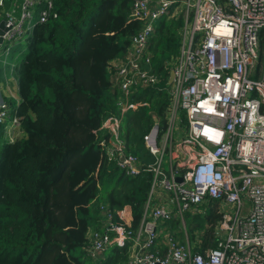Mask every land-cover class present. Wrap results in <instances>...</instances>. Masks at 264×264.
I'll return each mask as SVG.
<instances>
[{"label": "trees", "instance_id": "obj_1", "mask_svg": "<svg viewBox=\"0 0 264 264\" xmlns=\"http://www.w3.org/2000/svg\"><path fill=\"white\" fill-rule=\"evenodd\" d=\"M132 0H52L54 18L37 22L23 39L12 71L19 97L9 117L21 135L11 141L0 127V264H127L130 242L91 258L86 231L99 227V206L136 230L151 174L125 175L99 145L104 120L117 101L138 103L120 118L126 153L151 160L142 136L153 124L166 129V78L178 55L183 17H160L147 40L150 68L159 81L126 96L114 85L109 62L121 58L139 28ZM190 14L187 19L190 20ZM187 20V21H188ZM183 117V116H182ZM183 123V121H182ZM218 201L183 213L192 251L214 248ZM182 240L179 218L162 224Z\"/></svg>", "mask_w": 264, "mask_h": 264}, {"label": "built area", "instance_id": "obj_2", "mask_svg": "<svg viewBox=\"0 0 264 264\" xmlns=\"http://www.w3.org/2000/svg\"><path fill=\"white\" fill-rule=\"evenodd\" d=\"M178 13L183 25L171 81L166 78V129L158 136L153 124L142 136L151 160L126 153L119 137L121 116L138 103L117 101L118 115L101 125L108 137L99 145L109 160L125 175L151 174L138 227L114 221L100 205L99 227L86 231V252L96 258L130 242L129 264H264V0H132L130 15L139 28L123 57L109 62L123 95L157 84L147 40L158 18ZM34 17L54 18L52 0H0V48L23 40ZM9 112L0 94V127L8 120L19 128ZM177 121L183 129L174 136ZM206 199L218 201L216 246L192 251L183 213ZM172 216L179 218L183 241L162 225Z\"/></svg>", "mask_w": 264, "mask_h": 264}, {"label": "crops", "instance_id": "obj_3", "mask_svg": "<svg viewBox=\"0 0 264 264\" xmlns=\"http://www.w3.org/2000/svg\"><path fill=\"white\" fill-rule=\"evenodd\" d=\"M15 3H17V0H15ZM6 47L8 51L9 46H6ZM7 61L6 59H4L0 63V94L9 103V106L11 108L12 104L18 103L19 97H18L17 90H16V81L13 75V71L9 73V69L13 68V66H15V63H13L14 65H12L8 63L10 61L8 62ZM1 128H2V137L9 141L17 138L20 132V128L11 127L9 125L8 120ZM183 239H184V236L182 237V240L180 241H183ZM127 264H129V261Z\"/></svg>", "mask_w": 264, "mask_h": 264}, {"label": "rangeland", "instance_id": "obj_4", "mask_svg": "<svg viewBox=\"0 0 264 264\" xmlns=\"http://www.w3.org/2000/svg\"><path fill=\"white\" fill-rule=\"evenodd\" d=\"M181 37V35H180ZM7 46H9V50L8 51H4L2 48H0V63L2 60L6 59V61H10L8 62L9 64H12L14 65L13 63L17 64L21 57H22V54H23V48H24V45H23V40H20L19 42H8L7 43ZM176 126L177 128L173 131V135L175 136L177 134L178 131H180V129H183V124L178 122L176 123ZM181 133H183L181 131ZM184 135V134H183ZM19 136H22L21 135V131L19 132ZM176 140V139H174ZM164 166V164H163ZM186 234V232H185ZM187 236V234H186Z\"/></svg>", "mask_w": 264, "mask_h": 264}, {"label": "water", "instance_id": "obj_5", "mask_svg": "<svg viewBox=\"0 0 264 264\" xmlns=\"http://www.w3.org/2000/svg\"><path fill=\"white\" fill-rule=\"evenodd\" d=\"M3 31H4V26H3V22L2 21H0V36L2 35V33H3ZM0 42H1V38H0ZM171 77H172V73L171 72H169V75H168V83L171 81ZM176 180L177 181H179V178H176Z\"/></svg>", "mask_w": 264, "mask_h": 264}]
</instances>
